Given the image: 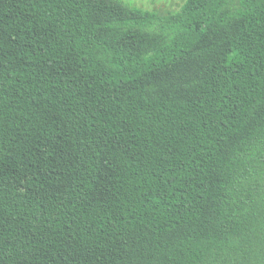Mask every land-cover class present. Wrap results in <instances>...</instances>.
Returning <instances> with one entry per match:
<instances>
[{"label":"trees","instance_id":"obj_1","mask_svg":"<svg viewBox=\"0 0 264 264\" xmlns=\"http://www.w3.org/2000/svg\"><path fill=\"white\" fill-rule=\"evenodd\" d=\"M0 264H264V0H0Z\"/></svg>","mask_w":264,"mask_h":264},{"label":"rangeland","instance_id":"obj_2","mask_svg":"<svg viewBox=\"0 0 264 264\" xmlns=\"http://www.w3.org/2000/svg\"><path fill=\"white\" fill-rule=\"evenodd\" d=\"M139 6L161 11L174 10L180 7L184 0H129Z\"/></svg>","mask_w":264,"mask_h":264}]
</instances>
